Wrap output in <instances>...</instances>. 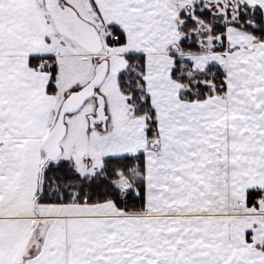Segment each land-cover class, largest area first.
Here are the masks:
<instances>
[{"label": "snow or ice", "instance_id": "obj_1", "mask_svg": "<svg viewBox=\"0 0 264 264\" xmlns=\"http://www.w3.org/2000/svg\"><path fill=\"white\" fill-rule=\"evenodd\" d=\"M0 264H264V0H0Z\"/></svg>", "mask_w": 264, "mask_h": 264}]
</instances>
